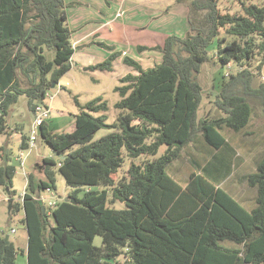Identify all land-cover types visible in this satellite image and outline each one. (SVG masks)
I'll return each mask as SVG.
<instances>
[{"label": "trees", "instance_id": "16d2710c", "mask_svg": "<svg viewBox=\"0 0 264 264\" xmlns=\"http://www.w3.org/2000/svg\"><path fill=\"white\" fill-rule=\"evenodd\" d=\"M237 1L239 14L222 13L219 0H191V11L204 15L189 18L185 35L136 46L139 52H162L152 67L144 68L105 41L93 42L109 53L86 70L110 71L122 56L137 73H127L115 87L119 112L112 123L102 97L81 105L75 96L79 111L72 131L54 132L47 121L41 125L40 136L58 158L44 157L27 174L22 202L10 198L12 213L24 210L27 246L21 248L10 237L6 244L0 232V264H15L20 253H26L28 264H264V152L256 170L243 176L256 189L253 206L246 207L220 185L233 167L235 149L228 133L249 125L252 99L264 111V81L255 85L252 69L254 60L260 61L257 69L264 64V6ZM69 6L66 0H0V134L8 128L19 95L28 97L35 113L46 104L52 83L72 68L77 47ZM222 28L230 40L220 37ZM216 39L222 66L214 103L221 115L198 119L203 99L199 73ZM229 62L237 70L225 75ZM101 128L112 131L94 140ZM202 138L217 153L203 166L195 162L185 181L176 179L170 165ZM27 140L22 136L23 148ZM164 145V153L150 159ZM125 156L131 159L128 174L116 181ZM142 156L145 160L138 161ZM0 157V185L11 195L16 167L5 150ZM57 171L73 190L70 200L58 201L49 214L40 197L56 189ZM97 185L104 188H93ZM117 201L124 208L110 205ZM97 235L101 246L94 244Z\"/></svg>", "mask_w": 264, "mask_h": 264}, {"label": "rangeland", "instance_id": "374dc122", "mask_svg": "<svg viewBox=\"0 0 264 264\" xmlns=\"http://www.w3.org/2000/svg\"><path fill=\"white\" fill-rule=\"evenodd\" d=\"M74 1V2H73ZM84 2L82 5L77 0H67L66 3L70 4L68 7L70 21L69 24L72 27L81 29L78 30L73 37L74 44L76 42L83 43L84 50H90L94 54L90 55L85 52L76 51L73 56L72 68L64 74L59 83L56 84L55 92L49 93L46 99V104L51 108V114L46 119L49 130L54 132H69L74 129V115L78 113L79 109L75 103V96L78 98L81 105L86 104L88 101L102 97L108 103V109L106 111L108 115V122L112 123L116 120L118 110L114 107V103L120 99L119 94L115 91V87L121 84L120 79L127 73H137V71L122 62V56L114 64V70L101 71V70H86L90 64H95L98 61L101 51L108 52L107 49L100 47L96 44H89V41L85 43V39L89 37V31L92 27L93 12L96 11V3L94 0H79ZM109 3L120 4L126 2L125 10L136 8L141 11L144 16V12L147 13V21L145 23L153 24L157 30L152 32L147 28L142 29L135 28L134 26H121L119 28L116 23L113 25V29L110 31L101 29L97 33L96 39L111 42V45L118 50H122L124 54L138 58L137 60L143 67H152L154 64L159 63L162 60V52L159 49L144 50L139 52L137 50V44L148 45L160 43L163 44L164 39L169 34L185 35L190 29L189 18L194 20H201L204 13H194L191 11V0H106ZM249 2L255 3L259 6H264V0H250ZM78 3V4H77ZM144 5V6H143ZM142 7V8H141ZM218 7L222 13H241L242 4L237 0H219ZM145 8H150L145 10ZM135 13V12H134ZM123 15V9L120 8L115 13L114 18H121ZM139 17V16H137ZM146 19V17H145ZM91 20L86 23V21ZM119 22V21H118ZM144 22V20H143ZM122 23V22H121ZM136 23H141V19H137ZM124 24V23H122ZM125 25V24H124ZM225 29L220 31V37L226 35ZM89 35V36H88ZM96 35V34H95ZM92 36V35H91ZM90 36V37H91ZM118 36V38H116ZM89 37V38H90ZM227 40L230 37L226 35ZM116 38V39H115ZM156 40V41H155ZM225 45V41L222 42ZM98 46V47H97ZM219 46L218 39L209 47L210 60L202 65V70L199 73V80L203 86V99L200 108L197 113V118L220 116L221 112L215 106L216 93L218 87L216 86V75L219 72L222 64L218 62L217 48ZM109 53V52H108ZM259 59V56H257ZM260 61L254 60L252 69L256 73V84L264 81V64L260 69H257V65ZM86 65V67H84ZM255 66V67H254ZM237 70V66L234 63H227L224 67V74L228 75ZM218 83L219 80H218ZM253 108V116L249 125L240 132H229L228 137L230 144L235 149L233 156L232 173L227 177L220 185L231 193L236 199H238L246 207L250 208L255 203L256 189L250 187L244 175L256 170L257 160L264 152V111L261 102L258 99L251 100ZM35 113L31 112L28 107V97L26 95H19L18 101L10 108L8 120V128L5 132L0 134V155H4L5 152L9 155V159L14 163L16 167V173L13 179V185L10 195L8 190L0 185V232L4 235H9L10 239L14 241L18 246L19 242H26L27 231L23 219L25 213L23 208L12 213L10 198L15 202H22L23 193L27 187V174L41 165L44 157L58 158V155L52 150V148L43 140L40 134L35 140V146L30 150L28 147H22V136H26L29 140L31 135V128L35 121ZM112 129L101 128L94 136V140L100 139L102 136L111 132ZM27 140V141H28ZM28 143V142H27ZM166 146L160 147L159 152L155 156H150V159L159 157L164 153ZM217 153L216 150L209 147L203 140V138L196 144H190L185 147L181 152V157L172 162L169 167V173L180 181H185L191 171L194 169V163L197 162L200 165H205L212 157ZM4 157V156H3ZM145 160V157L138 158V161ZM1 162V157H0ZM21 162V163H20ZM131 164V159L125 156V163L121 169L115 174V180H119L123 176L128 174V169ZM87 189L88 187H84ZM93 188L102 190L104 186L97 185ZM73 190L71 186L66 183L64 177L57 171L56 172V189L44 190L41 196L45 197V205L48 208L51 202H58L66 198ZM117 209L124 208V203L117 201L116 203H110ZM54 206H52L53 208ZM52 219V218H50ZM53 220V219H52ZM103 243L102 236L97 235L94 239V244L101 246ZM121 259V258H120ZM24 263V256L22 253L18 255V263Z\"/></svg>", "mask_w": 264, "mask_h": 264}, {"label": "crops", "instance_id": "0c3cea01", "mask_svg": "<svg viewBox=\"0 0 264 264\" xmlns=\"http://www.w3.org/2000/svg\"><path fill=\"white\" fill-rule=\"evenodd\" d=\"M78 1V3L79 4H83L84 2H80L79 0H77ZM66 2H67V0H66ZM74 2V1H73ZM94 2L96 3V5H97V7H96V11L95 12H93L94 14V16H93V21H95V25L92 23V27H91V29H90V31H89V35L91 36H89V37H87L88 39H85V43H87L88 41H89V44L90 43H92L93 41H99L100 40V38L99 39H96V37L98 36L97 34V32L98 31H100L101 29H103V28H105L104 30H106V31H110V30H112L113 29V25H114V23H116V26H118L119 28H124V27H121V26H126V25H128V26H134L135 28H138V29H142L143 27H145V29L147 28L148 30H151L152 32H155V30H157V28H155L154 26H153V24H151L150 25V23L149 24H147V23H145V20L147 21V13H145L144 12V16L146 17V19H145V17H143V15L141 14V11H138L135 7L134 8H131V9H128V10H125V7H123V6H125V4H126V2H123V4L122 3H120V4H115V2L114 3H109V2H107L106 0H94ZM77 3V4H78ZM144 6V5H143ZM120 8L121 9H123V15L121 16V18H114V16H115V13L118 11V10H120ZM142 8V7H141ZM68 9V8H67ZM150 8H145V10H149ZM68 11V10H67ZM135 12V13H134ZM137 16H139V17H137ZM137 19H141V23H139V24H137L136 23V20ZM143 20H144V22H143ZM69 21H70V17H69V12H68V23H69ZM91 20H88V21H86V23H88V22H90ZM119 21V22H118ZM124 23V24H122V23ZM69 26H70V24H69ZM81 27L82 26H80L79 28H75V27H72V26H70V28L73 30V33L75 34L78 30H80L81 29ZM96 34V35H95ZM75 35H73L72 34V39H73V37H74ZM116 38H118V36H116ZM115 38V39H116ZM72 41H74V40H72ZM156 41V40H155ZM74 43V42H73ZM83 43H79V42H76V47H77V50L76 51H80V52H85V53H88V54H94V52H90V50H84V47H82L83 45H82ZM109 44H111V42H109ZM157 44H160V43H157ZM75 45V44H74ZM138 45V44H137ZM153 45H156L155 43H153V44H151V46H153ZM98 47V46H97ZM99 48H100V46H99ZM118 50V49H117ZM98 51L100 52V54H99V57H102V59H100V58H98V62H100V61H102L104 58H106V56L108 55V52H106V51H101V49H98ZM76 53V52H75ZM74 53V54H75ZM74 56V55H73ZM121 57V56H120ZM134 58H136V57H134ZM136 59H138V58H136ZM117 60H119V57L115 60V62H117ZM73 62H74V60L72 59V64H73ZM97 62V63H98ZM115 62H114V64H115ZM123 62V61H122ZM96 64V63H95ZM90 65H94V64H90ZM89 65V66H90ZM84 67H86V65L84 66ZM145 68V67H144ZM114 70V66H113V69L112 70H110L109 72H111V71H113ZM115 90V89H114ZM116 91V90H115ZM119 94V93H118ZM119 97H120V95H119ZM104 100V99H103ZM118 101V100H117ZM115 104V103H114ZM118 110V109H117ZM119 111V110H118ZM52 131H53V129H52ZM72 131V130H71ZM27 239H28V236H27V238H26V242H24V243H20L19 242V245H20V247L21 248H26V246H27ZM23 254V253H22ZM23 256H24V263L23 264H28V258H27V255H26V253L25 254H23ZM18 263V258H17V261H16V263L15 264H17Z\"/></svg>", "mask_w": 264, "mask_h": 264}, {"label": "built area", "instance_id": "2783aa9c", "mask_svg": "<svg viewBox=\"0 0 264 264\" xmlns=\"http://www.w3.org/2000/svg\"><path fill=\"white\" fill-rule=\"evenodd\" d=\"M49 96V94H48ZM51 114V108L47 104H40L36 107L35 111V121L32 125L31 128V135L28 140V148L31 150L35 146V140L37 139V136L40 134L39 133V127L46 121V119L49 117ZM21 163V162H20ZM49 190V189H48ZM24 194V193H23ZM40 199L45 202V197H40ZM51 207L48 208V213H52V206H56L57 202H51L49 203Z\"/></svg>", "mask_w": 264, "mask_h": 264}, {"label": "water", "instance_id": "95a60500", "mask_svg": "<svg viewBox=\"0 0 264 264\" xmlns=\"http://www.w3.org/2000/svg\"><path fill=\"white\" fill-rule=\"evenodd\" d=\"M56 84H57L56 82H53V83H52V87H53V88L51 89V92H55L54 87L56 86ZM39 133H41V127H39ZM62 158L64 159L65 156H62ZM65 200H66V201H69L70 199H69V197H66ZM71 202L74 203L75 200H74V199H71ZM43 210H45V206L43 207ZM5 243H6V244L9 243V235H6V236H5Z\"/></svg>", "mask_w": 264, "mask_h": 264}]
</instances>
